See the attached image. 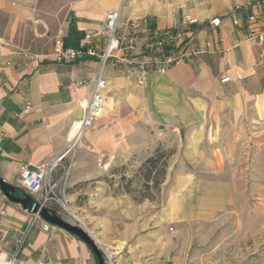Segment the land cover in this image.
I'll return each instance as SVG.
<instances>
[{"label": "crops", "instance_id": "obj_1", "mask_svg": "<svg viewBox=\"0 0 264 264\" xmlns=\"http://www.w3.org/2000/svg\"><path fill=\"white\" fill-rule=\"evenodd\" d=\"M40 1L0 0L5 19L0 26V177L17 189L26 192L19 176L23 168H34L54 155L63 154V161L73 150L78 122L100 69L96 56L55 61L52 38L59 34L65 47L77 50L100 49L105 13L122 1L123 17L147 16L159 29L169 28L183 15L197 19L189 30L205 53L164 74L150 73L142 85L123 68L106 65L102 112L83 133L85 152L115 159L143 152L146 157L159 144L178 138L174 153L212 170L216 163L211 155L217 152L207 144V124L246 108L245 95L256 100L264 114L261 48L246 38L245 27L233 23L235 8L250 7L255 0H61L53 8ZM216 17L220 24L210 26ZM31 25L40 36L27 41L24 34ZM224 75L231 81L221 83ZM74 180L72 176V184ZM206 184L217 185L187 172L179 174L163 217H194L206 210L215 216L222 208L221 193L215 196L219 206L215 199L209 207L200 204V187ZM32 214L0 190V257L18 251V264H97L84 241L55 225L43 230L41 220L30 225Z\"/></svg>", "mask_w": 264, "mask_h": 264}, {"label": "rangeland", "instance_id": "obj_2", "mask_svg": "<svg viewBox=\"0 0 264 264\" xmlns=\"http://www.w3.org/2000/svg\"><path fill=\"white\" fill-rule=\"evenodd\" d=\"M57 1L40 2L53 8ZM4 23L0 14V26ZM39 36L32 25L24 34L27 41ZM46 39L39 43L45 45ZM245 96L246 108L207 124L216 168L173 153L162 182L149 189L142 186L145 153L125 159L87 153L82 135L60 169V175L67 174L69 213L53 211L86 230L117 264H264V114L256 100ZM179 145L178 138H171L162 147L175 152ZM172 160L177 162L169 166ZM184 172L217 184L200 187V204L207 207L214 199L219 206L215 196L220 191L222 208L215 216L206 210L194 217H163L174 180Z\"/></svg>", "mask_w": 264, "mask_h": 264}, {"label": "built area", "instance_id": "obj_3", "mask_svg": "<svg viewBox=\"0 0 264 264\" xmlns=\"http://www.w3.org/2000/svg\"><path fill=\"white\" fill-rule=\"evenodd\" d=\"M123 3L124 1L119 7L106 11L105 42L100 49L88 47L77 50L65 47L59 34L53 38L52 56L55 61L73 62L83 55H88L96 56L100 64L83 116L78 122L73 145L94 124L102 112L105 88L102 73L106 65L112 64L123 68L126 75L134 77L137 85H142L150 73L164 74L180 62L205 53L204 49L196 45L194 34L189 30V27L197 24V19L183 15L169 28L159 29L147 16L123 17ZM235 12L237 15L233 18L234 25L246 28V38L261 48L260 57L264 60V0H255L250 7L237 6ZM220 22V17H216L209 21V25L217 26ZM230 81L231 78L227 75L220 78L221 83ZM63 157V154L54 155L34 168H23L19 174L21 186L26 193L56 213L60 211L69 213L68 201L65 198L66 171L54 177ZM38 220L42 221L43 230L51 228L52 224L42 219L37 213L32 214L30 225ZM101 250L105 264H117L110 252L103 248ZM17 255L18 251H15L8 257H0V264H18ZM35 264L46 263L38 261Z\"/></svg>", "mask_w": 264, "mask_h": 264}, {"label": "water", "instance_id": "obj_4", "mask_svg": "<svg viewBox=\"0 0 264 264\" xmlns=\"http://www.w3.org/2000/svg\"><path fill=\"white\" fill-rule=\"evenodd\" d=\"M0 190L10 201L21 204L26 210L32 213L39 214L42 219L49 222L50 224L61 227L77 236L79 239L84 241L93 251L97 258V264H105L102 251L86 230H84L80 226L71 224L70 222L64 220L53 210L41 205L32 195L28 193L24 194L23 196L17 195L18 189L15 186L4 181L1 177Z\"/></svg>", "mask_w": 264, "mask_h": 264}, {"label": "trees", "instance_id": "obj_5", "mask_svg": "<svg viewBox=\"0 0 264 264\" xmlns=\"http://www.w3.org/2000/svg\"><path fill=\"white\" fill-rule=\"evenodd\" d=\"M159 144L151 153H149L142 162L143 188L149 189L152 186H158L162 182L163 175L166 172L168 158L174 151L167 150ZM26 192L18 189L17 195L23 196Z\"/></svg>", "mask_w": 264, "mask_h": 264}]
</instances>
